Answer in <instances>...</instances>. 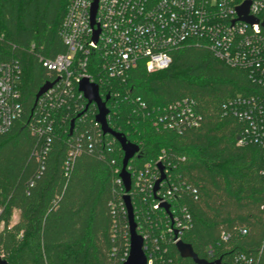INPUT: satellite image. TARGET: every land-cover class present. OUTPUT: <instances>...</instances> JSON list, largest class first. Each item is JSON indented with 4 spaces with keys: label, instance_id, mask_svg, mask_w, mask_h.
Wrapping results in <instances>:
<instances>
[{
    "label": "trees",
    "instance_id": "trees-1",
    "mask_svg": "<svg viewBox=\"0 0 264 264\" xmlns=\"http://www.w3.org/2000/svg\"><path fill=\"white\" fill-rule=\"evenodd\" d=\"M68 1L0 0V64L16 65L21 106L9 129L0 132L5 264H122L128 252L124 187L117 181L123 151L96 124V106L85 108L87 101L77 98L73 85L61 95L62 104L48 110L50 132L40 134L33 126L40 117L35 94L56 77L42 60L65 51L60 27ZM171 57L166 68L148 72L139 63L125 78L103 84L93 66L87 73L99 83L102 97L109 95V126L139 146L140 155L129 165L143 168L161 156L176 186L170 209L175 213L184 206L191 216L180 239L201 258L229 263L235 252H244L264 264L262 152L256 144L238 145L242 122L221 107L232 96L252 93L255 85L245 71L228 66L203 45L186 44ZM182 98L194 101L198 126L175 130L154 123L159 110ZM130 197L135 220L141 221L154 197L144 200L134 185ZM14 210L18 218L12 223ZM146 215L166 221L161 209ZM239 227L247 232L240 234ZM222 232L231 238L218 245ZM210 244L212 255L206 249ZM168 256L175 264L193 263L174 244Z\"/></svg>",
    "mask_w": 264,
    "mask_h": 264
},
{
    "label": "built area",
    "instance_id": "built-area-1",
    "mask_svg": "<svg viewBox=\"0 0 264 264\" xmlns=\"http://www.w3.org/2000/svg\"><path fill=\"white\" fill-rule=\"evenodd\" d=\"M93 2L68 1L60 27L65 51L54 58L42 60L56 77L52 86L39 97L40 117L33 124L34 129L40 134L50 132L53 122L47 115L48 110L61 105L64 101L61 95L68 93L73 85L78 89L82 77H88L99 86L87 73L88 66L94 67L96 78L103 84L108 78H125L127 72L139 63L148 72L166 68L175 49L189 43L203 45L228 66L245 71L255 85L252 93L232 96L221 107L224 114L233 115L242 122L238 145L252 143L260 147L263 164L259 172L264 177V0H97L92 24ZM245 2H249L248 15L255 19L253 22L238 15V6ZM95 30H99L96 40L93 38ZM17 80L16 65L1 63L0 132L9 129L21 113L15 84ZM78 93L77 98H84L79 90ZM154 123L163 128L180 130L198 126L199 114L192 99L182 98L159 110ZM96 124L99 125L98 122ZM49 140L47 137V143ZM160 162L161 156L155 162L145 163L143 168L133 167L128 162L127 170L132 186L143 194V199L150 195L154 197L144 211L161 209L166 221L163 223L160 216L152 218L146 213L142 214L141 221L135 220V217L134 220L137 232L143 238L146 264H175L168 256L169 246L180 239V233L191 223V216L184 206L174 210L175 213L170 209L168 200L176 186L165 166V178L159 183L157 191H153L160 176ZM119 173L117 181L123 185ZM162 203L169 204L171 218ZM174 231L177 232L176 238ZM238 231L245 234L247 229L239 227ZM230 238L229 232L220 233L218 245ZM206 249L208 255H212L215 247L210 244ZM0 258H3L1 252ZM226 264L260 262L248 253L235 252Z\"/></svg>",
    "mask_w": 264,
    "mask_h": 264
},
{
    "label": "water",
    "instance_id": "water-1",
    "mask_svg": "<svg viewBox=\"0 0 264 264\" xmlns=\"http://www.w3.org/2000/svg\"><path fill=\"white\" fill-rule=\"evenodd\" d=\"M248 3L245 2L243 5L238 6L237 11L238 15L241 19L247 20L249 22H253L255 19L248 15ZM97 7V0H94L91 8V22H94L95 11ZM264 25V22H263ZM99 30L94 31L93 38L94 40L97 39V35ZM54 81H47L45 82L35 94V102L37 99L44 93ZM78 90L83 94L84 98L86 99L87 103L85 108L90 104L94 103L97 107V113L95 115V120L100 125V129L104 134H111L119 143L120 148L123 151V157L121 161V170L119 176L122 180L123 187H124V194H123V201L124 206L127 212V221H128V230H129V252L126 260L123 264H146V255L143 250V238L137 232L136 222L134 220V211L133 205L130 197V190L132 187L131 184V175L127 170V165L130 159H132L135 155H140L139 146L135 143L129 141L125 135L120 132L114 131L108 124L107 115L109 113V109L106 106V101L109 98V95L102 98L99 92V86L97 83L92 82L89 80L88 77H82L78 83ZM81 113L78 114V116ZM74 123V119L71 120V127L70 131L72 130ZM158 167L160 170V176L155 182V186L153 191L156 192L159 188V183L165 178V173L163 171V166L161 163H158ZM163 208H165L167 214L171 218V213L169 211V204L162 203ZM177 237V232L174 231V238ZM175 247L182 258H189L195 264H226L221 261V258H217L214 260H208L206 258L199 257L193 250L192 246L189 243L178 239L175 242ZM6 261L0 258V264H5Z\"/></svg>",
    "mask_w": 264,
    "mask_h": 264
},
{
    "label": "crops",
    "instance_id": "crops-1",
    "mask_svg": "<svg viewBox=\"0 0 264 264\" xmlns=\"http://www.w3.org/2000/svg\"><path fill=\"white\" fill-rule=\"evenodd\" d=\"M18 218V211L17 210H14L13 211V214H12V217H11V222H15Z\"/></svg>",
    "mask_w": 264,
    "mask_h": 264
}]
</instances>
